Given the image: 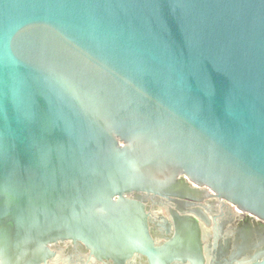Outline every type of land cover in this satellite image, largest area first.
Listing matches in <instances>:
<instances>
[{"label": "water", "instance_id": "water-1", "mask_svg": "<svg viewBox=\"0 0 264 264\" xmlns=\"http://www.w3.org/2000/svg\"><path fill=\"white\" fill-rule=\"evenodd\" d=\"M69 242L264 264V0H0V264Z\"/></svg>", "mask_w": 264, "mask_h": 264}, {"label": "flooded vegetation", "instance_id": "flooded-vegetation-1", "mask_svg": "<svg viewBox=\"0 0 264 264\" xmlns=\"http://www.w3.org/2000/svg\"><path fill=\"white\" fill-rule=\"evenodd\" d=\"M194 188H198L202 191H207L208 193H210V191L206 188L203 187H198V186H193ZM207 201L209 202H218L217 199L214 200V198H209L207 199ZM163 206H159V205H155V204H148L149 209L147 211V213L149 214V218H152L154 225H152L153 227H156L157 224H161L162 223V217L166 218L168 221H170L171 223L173 222V217L171 214V210H176L178 212V214L180 215L181 212H179L176 208V205L173 202H169L167 200H163ZM216 211L217 213L214 212H209L208 216L211 219V226L209 228L210 232H212V238L214 237V229H218L219 226L223 223H228L226 226V231H228V229L230 227H232L233 223V219H237L239 218V216H237V213L235 211V209L231 206H227V207H220L219 209L213 208L210 209V211ZM214 215L217 216V218H214ZM241 219V218H240ZM156 224V226H155ZM206 226V224H204ZM157 228V227H156ZM158 234L161 233H165V229H163L162 227H158L157 229ZM211 238V239H212ZM214 243V240L212 239V241H210V239H208L205 243V245H209V244ZM56 252H58V254L60 255V258L58 260V263L55 264H104V263H99V262H94L92 261V256L90 252H85V254L83 252H81L77 246H75L74 244H72L71 242L69 243H65V244H58L56 249Z\"/></svg>", "mask_w": 264, "mask_h": 264}]
</instances>
